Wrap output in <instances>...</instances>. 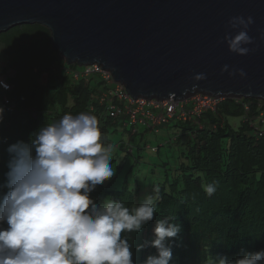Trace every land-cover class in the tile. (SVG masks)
Returning a JSON list of instances; mask_svg holds the SVG:
<instances>
[{"label": "trees", "instance_id": "16d2710c", "mask_svg": "<svg viewBox=\"0 0 264 264\" xmlns=\"http://www.w3.org/2000/svg\"><path fill=\"white\" fill-rule=\"evenodd\" d=\"M0 48V62L6 63L5 69L15 70L8 79L11 89L0 92V97L4 94L10 101L0 104L4 108L0 185L5 182L7 147L18 140L28 141L41 124L58 120L64 113L91 111L100 121L106 143H111L109 135L121 124L106 114L105 105L90 102L100 84L98 75L73 82L61 71L62 66L80 67L68 64L52 49L47 27L23 24L0 32ZM43 74L44 83L40 81ZM261 103L253 98L226 97L214 111L208 110L199 118L201 127L189 121L174 125L178 129L173 139L179 149L178 160L173 167L162 163L163 173L155 183L162 197L157 213L141 232L131 234L134 264H143L147 256L156 254L154 247L137 251L136 246L151 241L156 221L166 216H175L174 222L181 225V232L169 241L172 264H203L206 248L213 257L229 259L241 249L251 253L264 250V101ZM259 114H263V122L255 121ZM230 119H240L238 126ZM254 121L257 125H251ZM123 131L128 132L130 140L139 134V141L147 133L131 134L130 128ZM117 143L116 147L136 162L140 160L138 151L147 144H137L134 154L127 153L123 139ZM155 171L151 169L152 174ZM112 183L97 186L91 198L99 203L104 196H114L126 206L138 204V188L131 189L124 182L117 189ZM205 183L217 186L211 197L203 191Z\"/></svg>", "mask_w": 264, "mask_h": 264}, {"label": "clouds", "instance_id": "9594fccd", "mask_svg": "<svg viewBox=\"0 0 264 264\" xmlns=\"http://www.w3.org/2000/svg\"><path fill=\"white\" fill-rule=\"evenodd\" d=\"M252 23L251 16L230 18L220 42L229 52L246 55L254 43L248 35ZM227 70L225 65L221 71ZM235 71L246 75L242 69ZM203 79V73L194 76ZM0 89L7 91L10 85L0 80ZM3 113L0 107V122ZM6 151L7 171L0 185V264H134L131 234L154 219L160 188L153 185L151 194L131 206L114 196H104L99 203L91 198L97 186L116 175L113 145L106 143L94 113H64ZM202 188L209 197L217 190L215 183ZM174 221L175 216L157 220L154 239L136 246L137 251L156 249L143 264H170L169 241L181 232ZM204 256L203 264H264V250L241 249L229 259L213 257L206 248Z\"/></svg>", "mask_w": 264, "mask_h": 264}, {"label": "water", "instance_id": "95a60500", "mask_svg": "<svg viewBox=\"0 0 264 264\" xmlns=\"http://www.w3.org/2000/svg\"><path fill=\"white\" fill-rule=\"evenodd\" d=\"M235 16L253 18L246 55L220 42ZM23 24L47 27L68 64L101 65L134 98L264 101V0H0V32Z\"/></svg>", "mask_w": 264, "mask_h": 264}, {"label": "built area", "instance_id": "2783aa9c", "mask_svg": "<svg viewBox=\"0 0 264 264\" xmlns=\"http://www.w3.org/2000/svg\"><path fill=\"white\" fill-rule=\"evenodd\" d=\"M5 67L6 63L0 62V80L7 82L11 89L12 85L8 79L14 76L15 70L12 68L5 69ZM79 67V69H69L62 66L60 70L67 73L73 82L80 78L88 80L91 76L98 75L100 84L90 102L105 105L106 114L113 120L120 122L123 129L129 126L131 134L137 132L138 126H143L144 132L157 133L161 127H170L178 121H189L197 127H201L199 118L208 110L214 111L217 103L221 100L219 97L199 92L182 101L173 100L172 97L167 99L134 98L121 83L115 82L112 75L101 68V65L94 63ZM43 77H45L44 81L42 80ZM40 81L42 83L46 81L45 74L42 75ZM0 92L4 93L5 90L0 89ZM9 102L6 95L3 94L0 97V104H9ZM256 119L263 122V114H259ZM251 125H257V123L254 121ZM146 145V148H150L152 151L158 150V147ZM126 149L127 153L133 152V147L129 144H126Z\"/></svg>", "mask_w": 264, "mask_h": 264}, {"label": "rangeland", "instance_id": "374dc122", "mask_svg": "<svg viewBox=\"0 0 264 264\" xmlns=\"http://www.w3.org/2000/svg\"><path fill=\"white\" fill-rule=\"evenodd\" d=\"M2 58L3 54L0 48V59L2 60ZM78 67L79 66H77V68ZM42 80L44 81L45 77H43ZM111 85L113 84L111 83ZM235 98L240 99V97ZM219 99H223V97H219ZM257 100L260 101V103L263 102V100ZM229 121H231L230 123H232L234 126H238L240 119H230ZM255 121L258 120L256 119ZM174 125L175 123L170 125V127H161L157 133L147 132L141 141H139V134L135 135L130 140L128 137V132L123 131L122 125H119V127L117 126V131H114L109 135V139L111 140L110 144L113 145L114 150L113 167H116V175L108 180L113 182L112 186L119 189L122 187L123 183L126 182L129 188L134 190L138 188L137 190H139V197L137 203H139L146 194H151L152 186L158 182L159 177H161L163 173L162 163L166 162L165 166L173 167L175 161L178 160L179 149L173 140L175 139L174 132H176L178 129H175ZM126 129H129V126H127ZM144 131L145 130L143 126L137 127L138 133H144ZM121 139H123L126 144H129L133 147L132 153L134 154L136 153V146L139 143H147L148 146L154 148L158 147V150L152 151L150 148H146V145L140 151H138L140 160L136 162L132 156L126 157V152L116 147L115 144ZM152 168L156 169L154 174L151 173ZM108 181H105V183ZM152 234L150 239H154V235L152 236ZM170 264H172V262H170Z\"/></svg>", "mask_w": 264, "mask_h": 264}]
</instances>
